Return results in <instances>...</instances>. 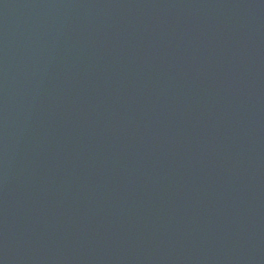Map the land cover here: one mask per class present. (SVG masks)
I'll list each match as a JSON object with an SVG mask.
<instances>
[{
  "label": "water",
  "instance_id": "95a60500",
  "mask_svg": "<svg viewBox=\"0 0 264 264\" xmlns=\"http://www.w3.org/2000/svg\"><path fill=\"white\" fill-rule=\"evenodd\" d=\"M0 264H264V0H0Z\"/></svg>",
  "mask_w": 264,
  "mask_h": 264
}]
</instances>
